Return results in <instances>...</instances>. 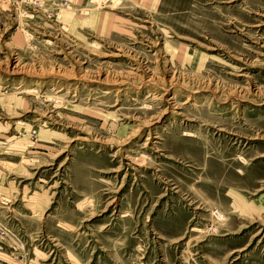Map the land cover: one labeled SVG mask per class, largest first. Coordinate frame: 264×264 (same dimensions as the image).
Returning <instances> with one entry per match:
<instances>
[{
	"label": "rangeland",
	"instance_id": "rangeland-1",
	"mask_svg": "<svg viewBox=\"0 0 264 264\" xmlns=\"http://www.w3.org/2000/svg\"><path fill=\"white\" fill-rule=\"evenodd\" d=\"M0 264H264V0H0Z\"/></svg>",
	"mask_w": 264,
	"mask_h": 264
},
{
	"label": "bare ground",
	"instance_id": "bare-ground-1",
	"mask_svg": "<svg viewBox=\"0 0 264 264\" xmlns=\"http://www.w3.org/2000/svg\"><path fill=\"white\" fill-rule=\"evenodd\" d=\"M188 135H189V136H191V134H190V133H188Z\"/></svg>",
	"mask_w": 264,
	"mask_h": 264
}]
</instances>
